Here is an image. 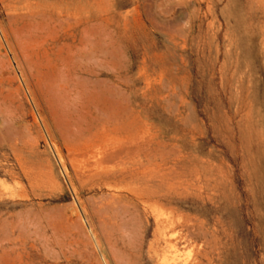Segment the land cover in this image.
I'll return each mask as SVG.
<instances>
[{
	"label": "rangeland",
	"instance_id": "374dc122",
	"mask_svg": "<svg viewBox=\"0 0 264 264\" xmlns=\"http://www.w3.org/2000/svg\"><path fill=\"white\" fill-rule=\"evenodd\" d=\"M0 264H264V0H0Z\"/></svg>",
	"mask_w": 264,
	"mask_h": 264
},
{
	"label": "bare ground",
	"instance_id": "6f19581e",
	"mask_svg": "<svg viewBox=\"0 0 264 264\" xmlns=\"http://www.w3.org/2000/svg\"><path fill=\"white\" fill-rule=\"evenodd\" d=\"M65 7H66V6H65ZM68 8H69V7H68ZM68 8H67V9H68ZM61 10H62V9H61ZM65 10H66V9H65ZM59 13H60V12H59ZM64 13H65V12H64ZM33 14H34V13H33ZM65 14H66V13H65ZM60 15H61V14H60ZM62 16H63V14H62ZM50 17H51V16H50ZM52 17H53V16H52ZM65 17H66V16H65ZM91 17H92V16H91ZM91 17H89V18H91ZM47 18H48V17H47ZM71 18H72V17H71ZM89 18H88V19H89ZM51 19H53V18H51ZM76 19H77V18H76ZM45 21H46V20H45ZM47 21H48V20H47ZM57 21H58V20H57ZM39 22H40V21H39ZM53 22H54V21H53ZM73 22H74V21H73ZM73 22H71V23H73ZM91 22H92V21H91ZM91 22H90V23H91ZM93 22H94V21H93ZM36 23H37V22H36ZM36 23H35V24H36ZM42 23H44V22H42ZM65 23H66V22H65ZM69 23H70V22H69ZM90 23H89V24H90ZM32 24H33V23H32ZM57 24H59V23H57ZM91 25H92V24H91ZM96 25H97V24H96ZM37 26H38V25H37ZM87 26H88V24H87ZM35 27H36V26H35ZM62 27H63V26H62ZM84 27H85V25H84ZM46 28H47V26H46ZM85 28H86V27H85ZM96 28H97V26H96ZM40 29H41V28H40ZM90 29H92V28H90ZM37 30H38V29H37ZM96 30H97V29H96ZM75 31H76V30H75ZM83 31H84V30H83ZM86 31H87V30H86ZM89 31H90V30H89ZM94 31H95V30H94ZM76 32H77V31H76ZM79 32H80V30H79ZM84 33H85V31H84ZM89 33H90V36H91L92 33H91V32H89ZM89 33H88V34H89ZM79 34H80V33H79ZM95 34H96V33H95ZM79 37H80V36H79ZM93 37H94V36H92V38H93ZM83 38H84V37H83ZM23 39H24V38H23ZM84 39H85V38H84ZM84 39H83V40H84ZM95 39H96V38H95ZM64 40H65V39H64ZM80 40H81V38H80ZM66 43H67V41H66ZM66 43H65V44H66ZM69 43H71V42H69ZM67 45H68V44H67ZM73 45H74V44H73ZM77 45H78V44H77ZM77 45H76V46H77ZM89 45H90V44H89ZM81 46H82V45H81ZM85 46H86V45H85ZM94 46H95V45H94ZM98 46H99V45H98ZM107 46H108V45H107ZM67 47H69V46H67ZM73 47H74V46H73ZM69 48H70V47H69ZM78 48H79V47H78ZM78 48H77V49H78ZM86 48H87V47H86ZM89 48H90V47H89ZM91 48H92V47H91ZM95 48H96V46H95ZM60 49H61V48H60ZM63 50H65V49H63ZM72 50H73V49H72ZM94 50H95V49H94ZM94 50H93V51H94ZM67 51H68V50H66V52H67ZM74 51H75V50H74ZM70 52H71V51H70ZM66 54H67V53H66ZM69 54H70V53H69ZM78 54H79V53H78ZM67 55H68V54H67ZM92 55H93V54H92ZM92 55H91V56H92ZM75 56H76V55H75ZM85 56H88V55H85ZM85 56H84V57H85ZM66 57H67V56H66ZM72 57H73V56H72ZM77 57H78V56H77ZM62 58H63V57H62ZM62 58H61V59H62ZM68 58L71 59V57H68ZM75 58H76V57H75ZM70 61H71V60H70ZM75 61H76V60H75ZM58 63H59V62H58ZM69 63H70V62H69ZM55 64H56V63H55ZM63 64H64V63H63ZM76 64H77V63H76ZM70 65H71V64H70ZM74 65H75V64H74ZM79 65H80V64H79ZM84 65H85V64H84ZM87 65H88V64H87ZM60 66H61V64H60ZM78 67H79V66H78ZM53 68H56V67H53ZM64 68H66V67H64ZM72 68H73V67H72ZM69 70H70V69H69ZM75 70H76V69H75ZM72 71H74V70H72ZM54 73H55V72H53V74H54ZM66 73H67V72H66ZM73 73H74V72H73ZM51 74H52V73H51ZM55 74H57V73H55ZM67 74H68V73H67ZM78 74H80V73H78ZM57 75H58V74H57ZM68 75H69V74H68ZM62 76H63V75H62ZM46 77H47V76H46ZM46 77H45V79H46ZM49 77H50V76H49ZM55 77H56V76H55ZM75 77H76V76H75ZM80 79H81V78H80ZM37 80H38V79H37ZM40 80H41V79H40ZM43 80H44V79H43ZM48 80H50V78H49ZM48 80H47V83H48ZM51 80H52V79H51ZM51 80H50V81H51ZM53 80H55L54 77H53ZM53 80H52V81H53ZM60 80H61V79H60ZM73 80H74V79H73ZM75 80H76V79H75ZM90 80H91V79H90ZM101 80H102V79H101ZM38 81H39V80H38ZM38 81H37V82H38ZM55 81H56V80H55ZM64 82H65V81H64ZM71 82H73V81H71ZM81 82H82V81H81ZM53 83H54V82H53ZM57 83H59V82H57ZM101 83H102V82H101ZM106 83H107V82H106ZM45 84H46V83H45ZM55 84H56V83H55ZM98 84H99V83H98ZM107 84H108V83H107ZM37 85H38V83H37ZM41 85H42V84H41ZM85 85H86V84H85ZM104 85H105V83H104ZM51 86H52V85H51ZM57 86H58V85H57ZM68 86H70V85H68ZM88 86H89V85H88ZM95 86H96V85H95ZM36 87H37V86H36ZM40 87H41V86H40ZM42 87H43V86H42ZM58 87H59V86H58ZM60 87H63V86L61 85ZM100 87H101V86H100ZM33 88H34V87H33ZM52 88H53V87H52ZM63 88H64V87H63ZM97 88H98V87H97ZM106 88H107V87H106ZM38 89H39V88H38ZM66 89H67V88H66ZM70 89H71V88H70ZM98 89H99V88H98ZM101 89H102V88H101ZM103 89H104V88H103ZM114 89H115V88H114ZM34 90H36V89H34ZM60 90H61V89H60ZM62 90H63V89H62ZM68 90H69V89H68ZM118 90H119V89H118ZM118 90H117V91H118ZM32 91H33V90H32ZM36 91H37V90H36ZM52 91H54V90L52 89ZM71 91H72V90H71ZM75 91H76V90H75ZM95 91H97V89H96ZM95 91H93V92H95ZM98 91H99V90H98ZM101 91H102V90H101ZM110 91H111V90H110ZM120 91H121V90H120ZM38 92H39V90H38ZM38 92H37V94H38ZM66 92H67V95H68V94H69L68 91H66ZM113 92H114V91H113ZM113 92H111L110 95L113 96V94H112ZM53 93H54V92H53ZM89 93H90V92H89ZM91 93H92V92H91ZM95 93H97V92H95ZM105 93H106V92H105ZM123 93H124V92H123ZM42 94H44V93H42ZM80 94H81V93H80ZM106 94H109L108 91H107ZM106 94H105V95H106ZM124 94H125V93H124ZM54 95H56V93H55ZM61 95H62V94H61ZM77 95H78V94H77ZM91 95H92V94H91ZM34 96H35V95H34ZM44 96H45V95H44ZM48 96H49V95H48ZM63 96H64V95H63ZM101 96H102V95H101ZM108 96H109V95H108ZM40 97H41V96H40ZM42 97H43V96H42ZM49 97H50V96H49ZM56 97H57V95H56ZM70 97H71V96H70ZM77 97H79V96H77ZM77 97L75 96L74 98H77ZM91 97H92V96H91ZM44 98H45V97H44ZM88 98H90V97H88ZM109 98L111 99V97H109ZM113 98H114V97H113ZM68 99H69V98H68ZM93 99H94V98H93ZM101 99H102V98H101ZM45 100H46V99H45ZM45 100H44V101H45ZM91 100H92V99H91ZM108 100H109V99H108ZM123 100H124V99H123ZM51 101H52V100H51ZM54 101H56V99H55ZM77 101H79V100H77ZM93 101H94V100H93ZM93 101H92V102H93ZM101 101H102V100H101ZM103 101H104V100H103ZM47 102H48V101H47ZM127 102H128V101H127ZM49 103L52 104V102H49ZM64 103H65V102H64ZM72 103H73V102H72ZM72 103H71V104H72ZM99 103H100V102H99ZM108 103H109V101H108ZM39 104H40V103H39ZM46 104H47V103H46ZM76 104H77V102H76ZM83 104H84V103H83ZM123 104H124V103H123ZM49 105H50V104H49ZM55 105H56V104H55ZM60 105H62V104H60ZM73 105H74V104H73ZM77 105H78V104H77ZM80 105H81V104H80ZM84 105H85V104H84ZM102 105H103V104H102ZM107 105H108V104H107ZM126 105H127V104H126ZM41 106H42V104H41ZM52 106H53V105H52ZM52 106H51V107H52ZM67 106H69V105L67 104ZM67 106H66V108H68ZM87 106H88V105H87ZM43 107H44V105H43ZM49 107H50V106H49ZM55 107H56V106H55ZM61 107H62V106H61ZM61 107H60V108H61ZM74 107H75V106H74ZM74 107H73V108H74ZM98 107H100V106H98ZM127 107H128V106H127ZM39 108H40V107H39ZM52 108H53V107H52ZM52 108H50V109H52ZM80 108H81V107H80ZM83 108H84V107H83ZM83 108H82V109H83ZM41 109H42V108H41ZM46 109H47V108H46ZM56 110H57V108H56ZM64 110H65V109H64ZM73 110H75V108H74ZM86 110H87V109H86ZM88 110H89V109H88ZM95 110H96V109H95ZM101 110H102V109H101ZM104 110H106V109H104ZM43 111H44V110H43ZM49 111H50V110H49ZM54 111H55V108H54ZM81 111H82V110H81ZM40 112H41V111H40ZM51 112H53V109H52ZM55 112H56V111H55ZM63 112H64V111H63ZM102 112H103V111H102ZM73 113H74V112H73ZM79 113H80V112H79ZM96 113H97V112H96ZM54 114H58V111H57V113H54ZM43 115H44V114H43ZM45 115H46V113H45ZM65 115H66V114H65ZM69 115H70V114H69ZM80 115H81V114H80ZM80 115H79V117H80ZM93 115H94V114H93ZM55 116H57V115H55ZM58 116H59V114H58ZM58 116H57V117H58ZM70 116L72 117L73 115H70ZM77 116H78V115H77ZM125 116H126V115H125ZM50 117H51V116H50ZM57 117H56V118H57ZM60 117H61V116H60ZM64 117H65V116H64ZM64 117H63V118H64ZM66 117H67V116H66ZM79 117H78V118H79ZM47 118H49V117H47ZM63 118H61V119H63ZM68 118H69V117H68ZM74 118H75V117H74ZM76 118H77V117H76ZM80 118L82 119V117H80ZM107 118H108V117H107ZM50 119H51V118H49V120H50ZM57 119H58V121H59V118H57ZM57 119H56V120H57ZM83 119H84V118H83ZM93 119H94V118H92V120H93ZM96 119H97V117H96ZM104 119H105V118H104ZM112 119H113V118H112ZM117 119H118V118H117ZM52 120H53V119H52ZM77 120H78V119H77ZM85 120H86V119H85ZM35 121H36V120H35ZM62 121H63V123H66V121H65V122H64V120H62ZM71 121H72V120H71ZM88 121H89V120H88ZM121 121H122V120H121ZM123 121H124V120H123ZM123 121H122V122H123ZM50 122H51V121H50ZM50 122H49V123H50ZM56 122H57V121H56ZM74 122H75V121H74ZM80 122H81V121H80ZM82 122H83V121H82ZM84 122H86V121H84ZM91 122H92V121H91ZM104 122H105V121H104ZM110 123H111V122H110ZM59 124L62 125V123H60V122H59ZM59 124H58V125H59ZM72 124H73V123H72ZM87 124H88V123H87ZM50 125H52V124H50ZM60 125H59V126H60ZM63 125H64V124H63ZM66 125H67V124H66ZM70 125H71V124H70ZM73 125H74V124H73ZM92 125H93V124H92ZM105 125H106V124H105ZM111 125H112V124H111ZM111 125H110V126H111ZM54 126H55V124H54ZM85 126H86V124H85ZM95 126H96V125H95ZM95 126H94V127H95ZM115 126H116V125H115ZM118 126H119V125H118ZM123 126H124V125H123ZM123 126H122V127H123ZM52 127H53V126H52ZM63 127H64V126H63ZM68 127H69V126H68ZM79 127H80V126H79ZM81 127H82V126H81ZM87 127L89 128L88 125H87ZM105 127H106V126H105ZM112 127L114 128V126H112ZM56 128H57V127H56ZM60 128H61V127H60ZM60 128H59V129H60ZM69 128H70V127H69ZM72 128H73V127H72ZM115 128H116V127H115ZM115 128H114V129H115ZM123 128H124V127H123ZM123 128H122V129H123ZM54 129H55V128H54ZM61 129H62V128H61ZM85 129H86V128H85ZM93 129H94V128H93ZM98 129H99V128H98ZM116 129H117V128H116ZM116 129H115V132H116ZM124 129L126 130V128H124ZM67 130L69 131V129H67ZM88 130H89V129H88ZM65 131H66V130H65ZM92 131H93V130H92ZM92 131H91V132H92ZM100 131H101V130H100ZM122 131H123V130H122ZM57 132H59V131H57ZM61 132H62V131H61ZM72 132H73V131H72ZM75 132H76V130H75ZM82 132H83V131H82ZM112 132H113V131H112ZM54 133H56V132H54ZM73 133H74V132H73ZM80 133H81V132H80ZM87 133H88V132H87ZM104 133H105V132H104ZM108 133H109V132H108ZM124 133H125V132H124ZM49 134H50V133H49ZM70 134H71V133H70ZM70 134H69V135H70ZM78 134H79V133H78ZM85 134H86V133H85ZM90 134H91V133H90ZM95 134H96V133H95ZM98 134H99V133H98ZM129 134H131V133H129ZM62 135H64V134H62ZM80 135H81V134H80ZM93 135H94V134H93ZM93 135H91V136L93 137ZM102 135H103V134H102ZM102 135H100V136H102ZM121 135H122V133H121ZM125 135H126V134H125ZM131 135H132V134H131ZM67 136H68V135H67ZM85 136H86V135H85ZM89 136H90V135H89ZM96 136H99V135H96ZM123 136H124V135H123ZM127 136H128V135H127ZM55 137H56V136H55ZM57 137H58V136H57ZM60 137H61V136H60ZM73 137H74V136H73ZM81 137H82V135H81ZM83 137H84V136H83ZM87 137H88V136H87ZM130 137H131V136H130ZM66 138H67V137H66ZM68 138H69V137H68ZM76 138H77V137H76ZM89 138H90V137H89ZM89 138H86V139H89ZM96 138H97V137H96ZM108 138H109V137H108ZM97 139H98V138H97ZM114 139H115V138H114ZM126 139H127V138H126ZM70 140H72V139H70ZM77 140H78V138H77ZM77 140H76V141H77ZM90 140L92 141V139H90ZM94 140H95V139H94ZM99 140H100V139H99ZM102 140H103V139H102ZM117 140H118V139H117ZM68 141H69V140H68ZM76 141H74V142H76ZM108 141H109V140H108ZM110 141H111V140H110ZM118 141H119V140H118ZM123 141H124V140H123ZM131 141H132V140H131ZM138 141H140V140H138ZM119 142H121V141H119ZM119 142H118V144H119ZM128 142L130 143V141H128ZM128 142H127V143H128ZM59 143H60V142H59ZM77 143H78V141H77ZM82 143H83V142H82ZM106 143H107V142H106ZM106 143H105V144H106ZM127 143H125V144H127ZM131 143H132V142H131ZM138 143H139V142H138ZM78 144H80V143H78ZM78 144H77V145H78ZM99 144H100V143H99ZM134 144H135V143H134ZM142 144H143V143H142ZM60 145H61V144H60ZM68 145H69V144H68ZM71 145H72V144H71ZM74 145H75V143H74ZM102 145H103V144H102ZM114 145H115V144H114ZM140 145H141V144H140ZM75 146H76V145H75ZM130 146H131V144L129 145V147H130ZM133 146H134V145H133ZM111 147L113 148V145H112ZM119 147H120V146H117L118 149H120ZM122 147H123V146H122ZM126 147H127V146H125V148H126ZM129 147H128V148H129ZM131 147H132V146H131ZM139 147H140V146H139ZM61 148H62V147H61ZM103 149H105V148H103ZM108 149H109V148H108ZM114 149H115V148H114ZM118 149H116L115 151L117 152V151H120V150H121V149H120V150H118ZM64 150H65V149H64ZM89 150H91V149H89ZM109 150H110V151H108L107 149L104 150L105 152H109V153H107V157H105V158H109L108 156L116 157V153H115V151H113V150H111V149H109ZM128 150H129V149H128ZM132 150H133V148H132ZM104 151H103V152H104ZM111 151H113L115 154H114L113 152H111ZM121 151H122V150H121ZM121 151H120V152H121ZM126 151H127V150H126ZM126 151H125V152H126ZM63 152H64V151H63ZM92 152H93V151H92ZM103 152H102L101 154H100V152H99V154L102 155V154L105 153V152H104V153H103ZM110 152H111L112 154H114L115 156H114V155H111ZM128 152H129V151H128ZM128 152H127V153H128ZM130 152H131V151H130ZM133 152H134V151H133ZM135 152H136V151H135ZM73 153H74V152H73ZM77 153H78V152H77ZM85 153H86V151H85ZM87 153H88V152H87ZM64 154H65V153H64ZM67 154H68V153H67ZM89 154H90V153H89ZM92 154H93V153H92ZM119 154H121V153L118 152V155H119ZM72 155H73V154L71 153V155H69V156L72 157ZM84 155H85V154H84ZM105 155H106V153H105ZM127 155H128V154H127ZM136 155H137V154H136ZM85 156H86V155H85ZM102 156H103V155H102ZM102 156H100V157H102ZM122 156H123V155H122ZM65 157H66V156H65ZM120 157H121V156H120ZM82 158H83V157H82ZM85 158H86V157H85ZM133 158H134V157H133ZM142 158H143V157H142ZM73 159H75V158H73ZM103 159H104V156H103V158H102L101 160H99V158H98L99 161H97V162L99 163V162L103 161ZM116 159H117V157H116ZM120 159H122V158H120ZM134 159H135V158H134ZM143 159H144V158H143ZM145 159H146V158H145ZM112 160H114V159H112ZM62 161H63V160H62ZM104 161H105V159H104ZM107 161H108V160H106L105 163H107ZM116 161H118V160H116ZM119 161H120V160H119ZM121 161H122V160H121ZM139 161H140V160H139ZM88 162H89V161H88ZM131 162H132V161H131ZM140 162H141V161H140ZM62 163H63V162H62ZM72 163H73V162H72ZM101 163H102V162H101ZM108 163H110V162L108 161ZM113 163H114V162H113ZM118 163H119V162H118ZM123 163H124V162H123ZM126 163H128V161H127ZM146 163H147V162H146ZM148 163H149V162H148ZM63 164H64V163H63ZM114 164H115V163H114ZM121 164H122V163H121ZM124 164H125V163H124ZM98 165L101 166V164H98ZM64 166H65V165H64ZM64 166H63V167H64ZM76 166H77V165H75V167H76ZM100 166H99V167H100ZM73 167H74V164H73ZM90 167H91V166H90ZM90 167H89V168H90ZM77 168H78V167H77ZM71 169H72V168H71ZM75 170H76V169H75ZM79 170H81V169H79ZM82 170H83V169H82ZM84 170H85V169H84ZM89 170H92V169H89ZM76 171H77V170H76ZM86 171H87V170H86ZM76 173H77V172H76ZM80 173H81V171H80ZM80 173H77L78 175H76V176L80 177V175H82V174H80ZM159 173H160V172H159ZM79 174H80V175H79ZM87 175H88V174H87ZM74 176H75V175H74ZM82 176H83V175H82ZM114 208H115V207H114ZM95 214H96V213H95ZM179 215H180V214H179ZM168 216H169V215H168ZM101 217H102V216H101ZM104 217H105V216H104ZM154 217H157V216H154ZM177 218H178V217H177ZM179 218H181V216H180ZM157 219H159V217H158ZM168 219H169V217H168ZM170 220H171V219H170ZM177 220H178V219H177ZM160 221H161V220H160ZM167 221H169V220H167ZM172 221H173V220H172ZM190 221H191V220H190ZM109 223H110V222H109ZM160 223H161V222H160ZM171 223H172V222H171ZM175 223H176V222H175ZM164 224H165V223H164ZM192 224H193V223H192ZM181 225H182V224H181ZM183 225H184V224H183ZM187 225H188V224H187ZM106 226H107V225H106ZM159 226H160V225H159ZM164 226H165V225H164ZM170 226H171V225H170ZM175 226H176V225H175ZM188 226H189V225H188ZM188 226H187V227H188ZM160 227H161V226H160ZM165 227H166V226H165ZM182 227H183V226H182ZM174 228H175V227H174ZM190 228H191V227L189 226V229H188V230L191 232V229H190ZM158 229H159V228H158ZM161 229H162V228H161ZM178 229H180V228H178ZM183 229H184V228H183ZM193 229H194V228H193ZM105 230H106V229H105ZM164 230H165V229H164ZM176 230H177V229H176ZM167 231H168V230H167ZM182 231H183V230H182ZM192 231H193V230H192ZM168 232H169V231H168ZM161 233H162V232H161ZM170 233H171V232H170ZM182 233H183V232H182ZM171 234H173V233H171ZM192 234H193V233H192ZM161 235H162V234H161ZM161 235L159 236L160 238H161ZM165 235H166V234H165ZM178 235H180V234H178ZM178 235H177V236H178ZM170 236H171V235H169V238H170ZM181 236H182V235H181ZM185 236H186V235H185ZM164 238H165V237H164ZM179 238H181V237H179ZM186 238H187V236H186ZM188 238H189V237H188ZM170 239H171V238H170ZM177 239H178V238H177ZM165 240H166V239H165ZM167 240H168V239H167ZM184 240H185V239H184ZM163 241H164V240H163ZM177 241H178V242H177ZM182 241H183V239H182ZM187 241H189V240H187ZM173 242H174V241H173ZM175 242H177V244H178L177 246H180V245H181V244L179 245V243L181 242V240H180V241H179V240H176ZM201 242H202V241H201ZM201 242H200V243H201ZM181 243H182V242H181ZM187 244H189V242H188V243L186 242V245H187ZM174 245H175V244H174ZM181 246H183V244H182ZM198 246H200V245H198ZM170 247L172 248V244H171ZM170 247H169V248H170ZM194 247H195V246H194ZM196 247H197V246H196ZM167 248H168V247H167ZM177 249H178V248H177ZM167 250H168V249H167ZM196 250H197V249H196ZM198 250H199V249H198ZM171 252H174V253H175V251H173V248H172ZM199 263H202V262H199Z\"/></svg>",
	"mask_w": 264,
	"mask_h": 264
}]
</instances>
